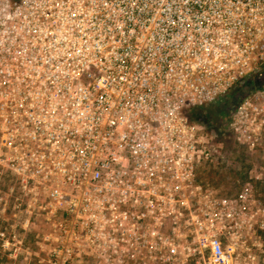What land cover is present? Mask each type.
<instances>
[{"label": "built area", "instance_id": "2783aa9c", "mask_svg": "<svg viewBox=\"0 0 264 264\" xmlns=\"http://www.w3.org/2000/svg\"><path fill=\"white\" fill-rule=\"evenodd\" d=\"M0 2V133L49 204L129 257L190 217L203 257L228 264L255 193L205 192L221 136L191 115L238 86L260 91L237 113H258L264 0Z\"/></svg>", "mask_w": 264, "mask_h": 264}, {"label": "rangeland", "instance_id": "374dc122", "mask_svg": "<svg viewBox=\"0 0 264 264\" xmlns=\"http://www.w3.org/2000/svg\"><path fill=\"white\" fill-rule=\"evenodd\" d=\"M3 5L0 2V13ZM255 91L260 90L243 91L238 86L225 102L191 115L221 136L216 157L200 170L205 192L215 198L234 197L249 183L255 193L253 227L225 243L231 246L228 264H264V98L252 100L258 101L257 114L237 113L244 97ZM5 164L1 159L0 264H213L209 250L205 249L204 258L196 246L199 236L190 217L185 234L182 227L174 230L171 246L157 243L152 256L120 255L116 243L98 237L90 228L73 226L70 214L51 206L37 180L30 179L18 162H13L8 176ZM180 234L188 238L181 239Z\"/></svg>", "mask_w": 264, "mask_h": 264}, {"label": "flooded vegetation", "instance_id": "af4514ba", "mask_svg": "<svg viewBox=\"0 0 264 264\" xmlns=\"http://www.w3.org/2000/svg\"><path fill=\"white\" fill-rule=\"evenodd\" d=\"M1 1V0H0ZM14 148L10 143L7 142L3 134L0 133V162L1 159L6 162L5 166L7 168H4L5 174L10 175V173L13 170V156H14ZM3 155H5V159L1 158ZM18 164H20L19 161H17ZM1 170V169H0Z\"/></svg>", "mask_w": 264, "mask_h": 264}, {"label": "trees", "instance_id": "16d2710c", "mask_svg": "<svg viewBox=\"0 0 264 264\" xmlns=\"http://www.w3.org/2000/svg\"><path fill=\"white\" fill-rule=\"evenodd\" d=\"M210 106H211V105H210ZM208 107H209V106H205V107L199 109L198 111L200 112V111H202V110H204V109H207Z\"/></svg>", "mask_w": 264, "mask_h": 264}]
</instances>
